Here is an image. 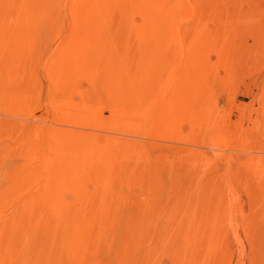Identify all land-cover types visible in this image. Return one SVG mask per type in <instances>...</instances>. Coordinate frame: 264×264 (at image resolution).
Instances as JSON below:
<instances>
[{"label": "rangeland", "instance_id": "obj_1", "mask_svg": "<svg viewBox=\"0 0 264 264\" xmlns=\"http://www.w3.org/2000/svg\"><path fill=\"white\" fill-rule=\"evenodd\" d=\"M55 247L264 264V0H0V264Z\"/></svg>", "mask_w": 264, "mask_h": 264}, {"label": "bare ground", "instance_id": "obj_2", "mask_svg": "<svg viewBox=\"0 0 264 264\" xmlns=\"http://www.w3.org/2000/svg\"><path fill=\"white\" fill-rule=\"evenodd\" d=\"M231 5H233V3H231ZM234 6H237V4H234ZM172 100V98H171ZM85 236V235H84ZM87 239L91 240V241H94V240H97L98 238V235L94 234V233H91L90 235L88 236H85ZM131 239V236L128 237L127 241ZM77 240H80V239H77ZM84 241V239H82ZM126 241V242H127ZM65 250H70V248H63V247H55L54 249H46L44 250V252H42L40 254V256L43 254L42 258H40L38 260V263L37 264H59L61 262H65L67 261V255H66V251ZM68 253V252H67ZM69 263H71L72 261L68 260Z\"/></svg>", "mask_w": 264, "mask_h": 264}]
</instances>
